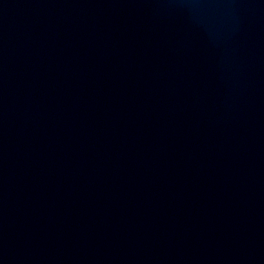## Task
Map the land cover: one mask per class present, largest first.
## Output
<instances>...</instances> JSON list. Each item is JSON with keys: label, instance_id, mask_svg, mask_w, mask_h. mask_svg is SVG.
<instances>
[{"label": "water", "instance_id": "1", "mask_svg": "<svg viewBox=\"0 0 264 264\" xmlns=\"http://www.w3.org/2000/svg\"><path fill=\"white\" fill-rule=\"evenodd\" d=\"M0 264H264V0H0Z\"/></svg>", "mask_w": 264, "mask_h": 264}]
</instances>
